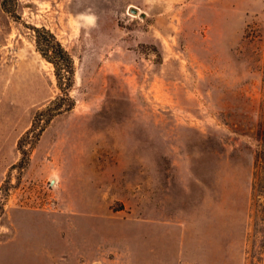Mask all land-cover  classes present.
<instances>
[{
  "label": "rangeland",
  "instance_id": "374dc122",
  "mask_svg": "<svg viewBox=\"0 0 264 264\" xmlns=\"http://www.w3.org/2000/svg\"><path fill=\"white\" fill-rule=\"evenodd\" d=\"M263 141L264 0H0V264H264Z\"/></svg>",
  "mask_w": 264,
  "mask_h": 264
},
{
  "label": "trees",
  "instance_id": "16d2710c",
  "mask_svg": "<svg viewBox=\"0 0 264 264\" xmlns=\"http://www.w3.org/2000/svg\"><path fill=\"white\" fill-rule=\"evenodd\" d=\"M1 6L7 10V0H1ZM31 30L34 46L40 55L51 63L56 86L59 89V93H57L54 98L50 100V104L42 110L58 109L61 106L60 102H58L60 96L64 97L67 101L64 108H70L73 104V100L68 94V90L73 81L72 58L55 35L47 28L32 25ZM38 111L40 112L41 110ZM50 115L51 114H48L46 120ZM36 120H38V118H36ZM19 149L21 153L26 152L24 148ZM262 149L264 155V141Z\"/></svg>",
  "mask_w": 264,
  "mask_h": 264
},
{
  "label": "crops",
  "instance_id": "0c3cea01",
  "mask_svg": "<svg viewBox=\"0 0 264 264\" xmlns=\"http://www.w3.org/2000/svg\"><path fill=\"white\" fill-rule=\"evenodd\" d=\"M63 264H89L88 262H83V263H81V262H75V263H63Z\"/></svg>",
  "mask_w": 264,
  "mask_h": 264
}]
</instances>
